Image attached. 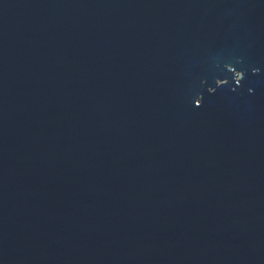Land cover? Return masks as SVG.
<instances>
[{"label":"water","instance_id":"water-1","mask_svg":"<svg viewBox=\"0 0 264 264\" xmlns=\"http://www.w3.org/2000/svg\"><path fill=\"white\" fill-rule=\"evenodd\" d=\"M0 264H264V0H0Z\"/></svg>","mask_w":264,"mask_h":264}]
</instances>
